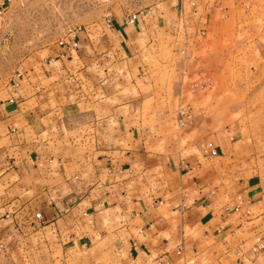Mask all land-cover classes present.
Returning <instances> with one entry per match:
<instances>
[{
	"label": "crops",
	"instance_id": "obj_1",
	"mask_svg": "<svg viewBox=\"0 0 264 264\" xmlns=\"http://www.w3.org/2000/svg\"><path fill=\"white\" fill-rule=\"evenodd\" d=\"M127 16L0 63V264H264V0Z\"/></svg>",
	"mask_w": 264,
	"mask_h": 264
},
{
	"label": "rangeland",
	"instance_id": "obj_2",
	"mask_svg": "<svg viewBox=\"0 0 264 264\" xmlns=\"http://www.w3.org/2000/svg\"><path fill=\"white\" fill-rule=\"evenodd\" d=\"M163 1L165 0H9L0 19L3 25L0 33V63L4 67L13 68L33 52L69 37L74 31L93 34L96 28L105 27L107 20L112 17L137 14L154 8ZM248 2L244 3V10L250 9ZM228 47L225 43V50ZM224 57L216 62L215 67L220 66L221 74L226 76H221L213 66L211 69L207 68L209 77L204 74L194 80V102H201L203 98L206 103L217 106L230 97L227 90L234 83L231 73L236 58L233 53ZM223 59L225 60L222 62ZM223 90L224 93H219Z\"/></svg>",
	"mask_w": 264,
	"mask_h": 264
},
{
	"label": "built area",
	"instance_id": "obj_3",
	"mask_svg": "<svg viewBox=\"0 0 264 264\" xmlns=\"http://www.w3.org/2000/svg\"><path fill=\"white\" fill-rule=\"evenodd\" d=\"M137 18V14H131L128 15L127 18L125 19L126 24L133 23ZM78 32H73L71 35L75 36ZM57 43L61 46L64 47L67 52H71L74 49L78 47V42L77 40L72 41V42H67L65 39H60L57 41ZM15 86H18V83H15ZM179 119L178 122L180 125L184 124L186 121H188L191 118V114L186 110V109H181L178 111ZM209 147L211 148V154H216V150L213 147L212 143H209ZM39 216V214H37ZM252 250L254 252L258 251H263L264 250V232L260 233L259 236L256 239V242L254 246L252 247ZM156 264H167L163 263L161 261H157Z\"/></svg>",
	"mask_w": 264,
	"mask_h": 264
}]
</instances>
